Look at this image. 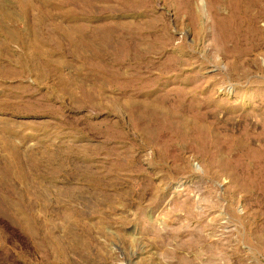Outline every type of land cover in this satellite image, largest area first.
<instances>
[{"label": "rangeland", "instance_id": "obj_1", "mask_svg": "<svg viewBox=\"0 0 264 264\" xmlns=\"http://www.w3.org/2000/svg\"><path fill=\"white\" fill-rule=\"evenodd\" d=\"M0 264H264V0H0Z\"/></svg>", "mask_w": 264, "mask_h": 264}]
</instances>
